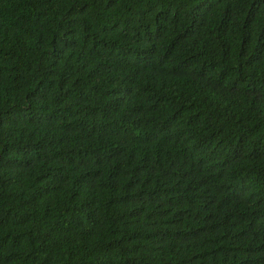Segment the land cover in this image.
Returning <instances> with one entry per match:
<instances>
[{
    "label": "trees",
    "instance_id": "1",
    "mask_svg": "<svg viewBox=\"0 0 264 264\" xmlns=\"http://www.w3.org/2000/svg\"><path fill=\"white\" fill-rule=\"evenodd\" d=\"M0 264H264V0H0Z\"/></svg>",
    "mask_w": 264,
    "mask_h": 264
}]
</instances>
